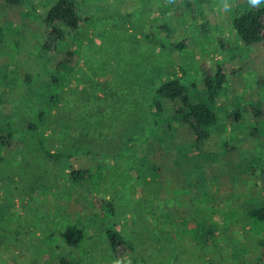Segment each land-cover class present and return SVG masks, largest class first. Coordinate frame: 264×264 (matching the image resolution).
<instances>
[{
  "label": "rangeland",
  "instance_id": "obj_1",
  "mask_svg": "<svg viewBox=\"0 0 264 264\" xmlns=\"http://www.w3.org/2000/svg\"><path fill=\"white\" fill-rule=\"evenodd\" d=\"M74 1L85 21L78 31L67 30L65 49L45 62L41 48L46 40V10L31 2L28 10L23 6L12 11L0 0V93L11 102L0 104V117L10 108L23 128L41 110H48L51 128L47 135L52 148L86 146L119 162L118 168L105 166L100 179L94 176L88 182L90 188L99 183L93 194L112 191L122 206L119 232L123 230L136 245L142 244L141 239L148 241L153 252L150 263L177 260L185 264L194 258L186 257L184 247L195 246L183 221L196 214L200 203L210 208L215 204L222 213L240 202L264 204V45H246L233 28L238 15L254 8L247 0H231L230 13L216 10L218 0ZM69 51L72 58H68ZM27 73L34 75L28 100L14 101L12 95L25 91L22 83ZM217 74L223 92L207 102L218 118L211 139L202 153L191 158L189 167L175 166V157L182 159L179 147L184 140L162 132L172 119L173 105L161 101L163 112L156 113L157 89L175 78L199 89L205 75L215 81ZM55 76L60 79L55 88L58 105L50 110L38 100L43 89L38 85ZM190 89V102L200 103L199 94ZM142 159L154 166H137ZM12 167L18 174L17 190L30 178L45 175L40 167ZM52 174L55 178L56 170ZM67 182L65 176L63 184ZM7 185L0 184V205L7 202L1 191ZM33 193L36 206L24 210L30 193L17 199V211L6 223L3 220L13 230L7 239L15 242L21 235L25 255L52 261L62 232L68 234L63 243L72 244L70 226L83 211L74 196L56 195L46 188ZM47 200L54 209L51 213L41 212ZM241 227L233 221V226L224 229L223 246L242 236ZM142 232L145 236L140 237ZM155 234H161L163 252L149 239ZM101 239L91 230L78 240L77 249L94 250L92 246ZM103 255L105 264L117 259L105 251ZM125 256L132 260L130 253ZM13 258L20 264L16 253ZM0 264H13V260L2 263L0 259Z\"/></svg>",
  "mask_w": 264,
  "mask_h": 264
},
{
  "label": "trees",
  "instance_id": "obj_2",
  "mask_svg": "<svg viewBox=\"0 0 264 264\" xmlns=\"http://www.w3.org/2000/svg\"><path fill=\"white\" fill-rule=\"evenodd\" d=\"M3 1L12 11L19 10L23 6L28 10L31 2L46 10L44 19L46 40L41 48V56L45 62L52 60L54 55L57 56L65 49L63 44L66 40L67 30L78 31L85 21L79 5L74 0H57L54 4L50 0ZM233 28L246 45H264V7L243 11L234 19ZM1 31L0 28V33ZM72 54L73 52L69 51L68 58H72ZM61 65L66 66L64 62ZM219 76L220 74H217L214 81L211 75H205L199 89L196 85L190 87L182 83L179 78L165 81L157 89L158 100L155 106L153 105L154 111L158 114L163 112L161 101L173 105L172 119L163 125L162 132L164 135L172 134L174 138L181 136L184 140L179 147L182 159L179 160L178 157H175V166L189 167L191 158L197 153H202L204 145L211 139L218 118L207 102L212 101L215 97L218 98L223 92L219 81H216ZM33 80L34 75L30 73L25 75L22 83L25 91L20 90L19 94L12 95L14 101H17V98L21 103L28 100L26 95L31 92L29 87L33 89ZM59 80V77L55 76L47 83L40 82L38 87L43 86V89L41 92L36 91L42 106L50 110L58 105V94L55 92V88ZM190 88L199 94L200 103L192 104L190 102ZM1 103H11L3 98V93H0ZM7 112L3 117H0V184L8 183L6 188L1 189L7 199L5 204L0 205V259L2 263H5L6 260H13V264H16L17 260L13 258L16 253L20 264H105L106 261H103L102 258L106 259V256H101V252L105 251L107 255L111 254L117 258L130 253L134 264H154L152 261L150 263L153 252L148 241L145 242L141 239L142 244L136 245L127 239L123 230L119 232L122 206L114 200L112 191L107 194L98 192L94 195L99 183L93 185V189L88 184L94 176L100 179L105 166L118 168L117 166H121L120 163L108 155L95 152L86 146L52 148L47 135L51 128L50 119L47 116L48 110L47 112L44 109L41 110L39 115L27 121L23 128L20 126L21 123L16 122L13 118L14 112L12 111V113L10 108L7 109ZM228 119L233 122L232 116ZM12 166L40 167L45 175L40 176L39 179L32 180L30 178L29 183L17 190L14 186L18 182V174L16 168ZM137 166L154 165L150 160L142 159ZM197 167L202 170L200 166ZM53 170H56L57 173L55 178H53ZM65 176L68 177V185L67 183L63 184ZM61 184L63 186H60ZM45 188L52 190L56 195L67 194L76 197V202L81 204L83 211L75 224L70 226L71 232L74 233L71 239L75 247L72 244L66 246L63 243L68 234L65 231L62 232L63 240L58 242L55 247L56 259L47 262L43 261V257L33 259L29 254L26 256L25 243L21 235L15 237V242L10 238L7 239L8 236H12L13 230L7 229L8 227L3 224V220L6 223L12 217L13 211H17L15 208L17 199H25L32 193V196L29 195L30 200L24 210L29 206H36L33 191H41ZM86 195L87 197H85ZM207 202H209L208 199ZM147 203L149 202H144V206H147ZM45 205L46 209L41 212L51 213L54 210L48 200ZM150 207H152L151 213L155 216V206L151 205ZM62 213L65 214V210ZM167 215L169 218V214ZM190 218L183 222H187L186 228L192 232L190 238L194 241L195 248L184 247V250L186 257L194 258V260H188L185 264H264V204L262 205L261 202H240L236 206L235 204L229 206L225 213H222V208L215 204L210 208L208 203H200L196 214ZM233 221H239L243 234L238 239L234 237L232 243L223 246L226 244L222 236L225 232L224 229L227 230L233 226ZM142 223L144 224V222ZM54 227L58 231L57 223L54 224ZM91 230L100 234L101 241L92 246L94 250L79 251L77 249L78 240L86 238ZM139 235L140 237L145 236L143 232ZM160 235L155 234L149 239L154 241L159 252H163ZM171 264L181 263L176 260Z\"/></svg>",
  "mask_w": 264,
  "mask_h": 264
},
{
  "label": "clouds",
  "instance_id": "obj_3",
  "mask_svg": "<svg viewBox=\"0 0 264 264\" xmlns=\"http://www.w3.org/2000/svg\"><path fill=\"white\" fill-rule=\"evenodd\" d=\"M169 3H174L175 0H168ZM247 4L254 9L264 5V0H247ZM231 0H218L217 11L222 13H230L232 11ZM112 264H132V260L128 256H121L112 261Z\"/></svg>",
  "mask_w": 264,
  "mask_h": 264
}]
</instances>
